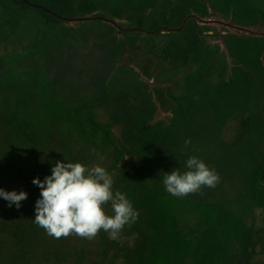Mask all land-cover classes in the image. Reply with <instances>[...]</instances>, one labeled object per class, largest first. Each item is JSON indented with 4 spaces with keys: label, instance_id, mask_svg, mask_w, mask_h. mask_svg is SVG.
I'll return each mask as SVG.
<instances>
[{
    "label": "rangeland",
    "instance_id": "obj_1",
    "mask_svg": "<svg viewBox=\"0 0 264 264\" xmlns=\"http://www.w3.org/2000/svg\"><path fill=\"white\" fill-rule=\"evenodd\" d=\"M75 11L46 26L0 3V94L36 100L56 137L72 127L71 158L58 148L49 164L104 167L139 216L115 240L56 239L34 222L46 164L14 167L0 189L27 199L0 198V227L18 232L0 234V264H264V0H76ZM132 14L160 34L133 31ZM190 156L220 181L172 196L163 173Z\"/></svg>",
    "mask_w": 264,
    "mask_h": 264
},
{
    "label": "clouds",
    "instance_id": "obj_2",
    "mask_svg": "<svg viewBox=\"0 0 264 264\" xmlns=\"http://www.w3.org/2000/svg\"><path fill=\"white\" fill-rule=\"evenodd\" d=\"M189 143L186 140L185 146ZM185 169L184 172L175 168L163 173L167 193L182 198L199 193L203 187L215 188L220 181L216 171L196 156L186 160ZM32 183L40 189L34 222L56 239L73 234L93 239L103 230L115 240L125 225L131 226L139 216L126 194L113 191V178L100 165L88 168L80 162L56 161L51 175L42 181L34 178ZM0 198L7 201L9 207L15 205L19 209L27 194L22 190L0 189ZM109 203L112 215L105 211Z\"/></svg>",
    "mask_w": 264,
    "mask_h": 264
},
{
    "label": "trees",
    "instance_id": "obj_3",
    "mask_svg": "<svg viewBox=\"0 0 264 264\" xmlns=\"http://www.w3.org/2000/svg\"><path fill=\"white\" fill-rule=\"evenodd\" d=\"M76 0H0L14 8L19 13L34 12L46 26H58L76 18ZM135 32L160 34L159 23L149 16L132 14L126 18ZM61 126V125H60ZM66 126V125H65ZM68 131L56 137L51 133L49 113L35 101H16L12 95L0 94V174L14 167H25L27 171L37 173L35 164L43 159L46 164L45 173L38 176L51 175L49 159L58 149L57 157L71 158L72 148L69 137L74 138L75 132L70 126ZM57 133V132H56ZM65 134V135H64ZM49 151L45 153V151ZM18 173H22L19 169ZM264 182V175L261 178ZM25 185H30V179H25ZM34 190V189H33ZM40 192V191H39ZM18 230L17 227L13 228ZM9 233L16 237L18 232L11 228L0 227V234Z\"/></svg>",
    "mask_w": 264,
    "mask_h": 264
},
{
    "label": "water",
    "instance_id": "obj_4",
    "mask_svg": "<svg viewBox=\"0 0 264 264\" xmlns=\"http://www.w3.org/2000/svg\"><path fill=\"white\" fill-rule=\"evenodd\" d=\"M147 33V32H146Z\"/></svg>",
    "mask_w": 264,
    "mask_h": 264
}]
</instances>
